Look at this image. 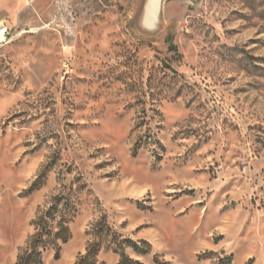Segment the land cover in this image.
<instances>
[{"label":"rangeland","instance_id":"obj_1","mask_svg":"<svg viewBox=\"0 0 264 264\" xmlns=\"http://www.w3.org/2000/svg\"><path fill=\"white\" fill-rule=\"evenodd\" d=\"M143 6L0 0V264L63 203L42 264H74L99 221L143 264H264V0H164L155 33Z\"/></svg>","mask_w":264,"mask_h":264},{"label":"trees","instance_id":"obj_2","mask_svg":"<svg viewBox=\"0 0 264 264\" xmlns=\"http://www.w3.org/2000/svg\"><path fill=\"white\" fill-rule=\"evenodd\" d=\"M68 204L63 203V210L55 211L58 213V219L55 221V232H52V224L48 222V213L39 217L35 222L36 233L33 235L27 249L17 257L16 264H42L41 255L45 251L49 244L50 239L60 241L62 244L67 243L70 238V232L67 227L65 215L69 213ZM99 227V233L95 234V238H92L84 254L80 255L74 264H97V257L101 250L105 248L111 251L113 254L118 255L119 261L117 264H143L138 260L130 258L125 250L132 249L134 253L140 255H147L150 253V244L146 241H133L130 238H109L111 235L110 229L104 221L96 223V229ZM58 258V252L55 255ZM159 256L154 258V264H169L167 262H160ZM232 257L224 256L218 258L215 264H231Z\"/></svg>","mask_w":264,"mask_h":264},{"label":"bare ground","instance_id":"obj_3","mask_svg":"<svg viewBox=\"0 0 264 264\" xmlns=\"http://www.w3.org/2000/svg\"><path fill=\"white\" fill-rule=\"evenodd\" d=\"M164 0H144L143 14L141 18L142 28L149 33H155L159 28V15ZM160 5L158 7V3Z\"/></svg>","mask_w":264,"mask_h":264},{"label":"built area","instance_id":"obj_4","mask_svg":"<svg viewBox=\"0 0 264 264\" xmlns=\"http://www.w3.org/2000/svg\"><path fill=\"white\" fill-rule=\"evenodd\" d=\"M11 40V30L4 24L0 23V45H5Z\"/></svg>","mask_w":264,"mask_h":264},{"label":"water","instance_id":"obj_5","mask_svg":"<svg viewBox=\"0 0 264 264\" xmlns=\"http://www.w3.org/2000/svg\"><path fill=\"white\" fill-rule=\"evenodd\" d=\"M159 5H160V2L158 3V7H159Z\"/></svg>","mask_w":264,"mask_h":264}]
</instances>
